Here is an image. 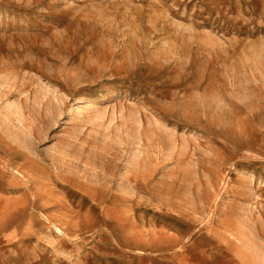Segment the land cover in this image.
Returning a JSON list of instances; mask_svg holds the SVG:
<instances>
[{
    "label": "rangeland",
    "instance_id": "rangeland-1",
    "mask_svg": "<svg viewBox=\"0 0 264 264\" xmlns=\"http://www.w3.org/2000/svg\"><path fill=\"white\" fill-rule=\"evenodd\" d=\"M0 264H264V0H0Z\"/></svg>",
    "mask_w": 264,
    "mask_h": 264
}]
</instances>
